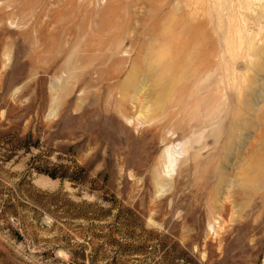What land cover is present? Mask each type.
<instances>
[{
    "label": "rangeland",
    "instance_id": "rangeland-1",
    "mask_svg": "<svg viewBox=\"0 0 264 264\" xmlns=\"http://www.w3.org/2000/svg\"><path fill=\"white\" fill-rule=\"evenodd\" d=\"M0 264H264V0H0Z\"/></svg>",
    "mask_w": 264,
    "mask_h": 264
},
{
    "label": "trees",
    "instance_id": "trees-1",
    "mask_svg": "<svg viewBox=\"0 0 264 264\" xmlns=\"http://www.w3.org/2000/svg\"><path fill=\"white\" fill-rule=\"evenodd\" d=\"M47 174L48 175H50L51 177H53V178H55L56 177V175H55V173H52V172H50V173H48L47 172ZM108 212H111V209H109V210H107ZM121 212H132V210L131 209H129V208H123V209H119V213H121Z\"/></svg>",
    "mask_w": 264,
    "mask_h": 264
},
{
    "label": "bare ground",
    "instance_id": "bare-ground-1",
    "mask_svg": "<svg viewBox=\"0 0 264 264\" xmlns=\"http://www.w3.org/2000/svg\"><path fill=\"white\" fill-rule=\"evenodd\" d=\"M175 66V65H174ZM170 168L173 169L174 168V163L171 161L170 163Z\"/></svg>",
    "mask_w": 264,
    "mask_h": 264
}]
</instances>
